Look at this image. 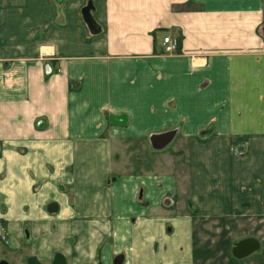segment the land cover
<instances>
[{
  "label": "crops",
  "instance_id": "0c3cea01",
  "mask_svg": "<svg viewBox=\"0 0 264 264\" xmlns=\"http://www.w3.org/2000/svg\"><path fill=\"white\" fill-rule=\"evenodd\" d=\"M0 10V222L24 264H191L195 214L264 211V0Z\"/></svg>",
  "mask_w": 264,
  "mask_h": 264
},
{
  "label": "rangeland",
  "instance_id": "374dc122",
  "mask_svg": "<svg viewBox=\"0 0 264 264\" xmlns=\"http://www.w3.org/2000/svg\"><path fill=\"white\" fill-rule=\"evenodd\" d=\"M3 2L5 5L7 4V0H3ZM2 12H4V10H0V18ZM2 21L3 19L1 18L0 23H2ZM4 23H6L5 20ZM260 34H263V32L261 31ZM4 40L6 41V39ZM1 44L5 45L6 43L1 42ZM0 62L5 65V58L2 55H0ZM149 156L150 154H144L142 160L144 158H150ZM184 156L181 160L178 158L176 159V169L171 170L177 175L178 173L181 174V176L183 174ZM135 157L136 155H132L131 159L134 161L136 160ZM166 157V155L160 156L161 164L168 163ZM133 163L139 165L137 161ZM137 170L140 172V169ZM193 220L195 221V231L193 235L194 259L191 264H264V211H254L250 209L249 205H243L238 213L229 218H221L216 221L214 219L200 218L198 214H195ZM0 232V244L2 247L0 254L2 257L1 259L7 262H9L8 260H12L13 264H16V262L17 264H24L23 254L26 246L22 244L23 247L13 252L8 250V248H12L14 240L13 237L7 235V227L3 222H0ZM250 238H254L258 241L259 250L253 252L246 258L239 259L235 257L233 254L234 245L242 240Z\"/></svg>",
  "mask_w": 264,
  "mask_h": 264
},
{
  "label": "water",
  "instance_id": "95a60500",
  "mask_svg": "<svg viewBox=\"0 0 264 264\" xmlns=\"http://www.w3.org/2000/svg\"><path fill=\"white\" fill-rule=\"evenodd\" d=\"M91 10L92 8L90 6L82 10L83 19L93 32H97L99 29L97 27V24L95 23L93 16L91 15ZM58 210H59V207L55 203H52L48 207V211L50 213H57ZM25 238H26L27 243H31L32 241L31 235H30L29 229L27 228L25 229ZM234 246L235 248L233 250V254L235 257L239 259L246 258L249 255H251L253 252L259 250L258 241L254 238L242 240L239 243H236ZM121 262H122V259L119 258L116 261V264H121ZM0 264H9V263L6 261H2ZM27 264H42V263L36 257L31 256L27 259ZM52 264H67V261H66V258L61 253H57L54 256Z\"/></svg>",
  "mask_w": 264,
  "mask_h": 264
},
{
  "label": "built area",
  "instance_id": "2783aa9c",
  "mask_svg": "<svg viewBox=\"0 0 264 264\" xmlns=\"http://www.w3.org/2000/svg\"><path fill=\"white\" fill-rule=\"evenodd\" d=\"M163 44L165 46V52L166 53H174L178 50V40L173 39L171 37H166L164 38ZM0 236H1V232H0Z\"/></svg>",
  "mask_w": 264,
  "mask_h": 264
},
{
  "label": "flooded vegetation",
  "instance_id": "af4514ba",
  "mask_svg": "<svg viewBox=\"0 0 264 264\" xmlns=\"http://www.w3.org/2000/svg\"><path fill=\"white\" fill-rule=\"evenodd\" d=\"M54 259V258H53ZM53 262V261H52ZM52 264V263H51Z\"/></svg>",
  "mask_w": 264,
  "mask_h": 264
}]
</instances>
